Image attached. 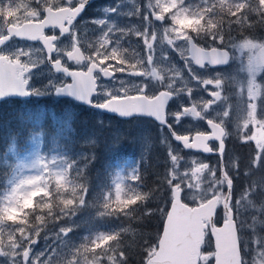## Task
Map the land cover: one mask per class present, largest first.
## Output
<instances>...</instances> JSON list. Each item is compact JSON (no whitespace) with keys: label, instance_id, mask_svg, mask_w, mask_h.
I'll use <instances>...</instances> for the list:
<instances>
[{"label":"rangeland","instance_id":"rangeland-1","mask_svg":"<svg viewBox=\"0 0 264 264\" xmlns=\"http://www.w3.org/2000/svg\"><path fill=\"white\" fill-rule=\"evenodd\" d=\"M39 1L42 11L57 2L0 0V14L4 16L1 29L4 30L12 17L20 16L21 7L31 10ZM248 1L175 0L173 5L170 0H111L97 6L93 11L96 15L89 20L94 25L90 38L84 41L91 60L96 63L92 65H97L102 54L98 50L99 39L106 38L111 45L106 46L102 61L116 68L120 74L118 83L122 77L126 81L120 87L107 85L105 94L129 85L138 91L145 87L157 91L165 85H192L190 74L186 73L188 47L182 42L189 34L211 38L213 46L234 41L236 47L260 48L263 45L259 40L264 36L253 34L256 27L250 15L264 29V0H253V3L256 1L253 9ZM20 2L25 5L21 6ZM162 4L169 5L164 12L165 25L153 19V14H160ZM71 49L72 44L65 43L59 56L67 60ZM12 52L16 57L30 58L36 68L33 89L38 106L48 110L57 105L60 113L67 114H74L72 110L85 111L94 129L85 134L86 147L77 149L72 159L58 153L42 154L38 133L33 128L25 138H16L5 149L2 165L12 174L0 185V264H132L137 261L127 260L121 251L127 244L136 243L144 233L140 229L143 219L151 220L162 211L166 214L173 186L186 183L188 198L185 200L193 206L211 199L200 198L204 195L202 192H210L212 187L207 185L209 180L205 177L196 176L199 179L196 181L193 173L196 158L176 151L166 156L147 154L149 151L139 144L150 128L146 123L136 121L127 127L71 100L55 98V91L66 86L67 80L47 65L45 53L38 47L24 45L13 47ZM248 66L242 62L236 64L233 70L241 68L236 78H243ZM257 74L263 79L253 88L260 96L264 90V73ZM236 86L242 93L252 88L247 81ZM232 111L230 119L237 128L247 122L264 124V107L259 111L246 96L241 97ZM260 136H255L256 145L244 147V160L234 157L229 160L230 167L244 179L238 187L234 208L240 230L244 231L250 264H264V138ZM126 141L134 149L130 154L124 152ZM25 151L28 152L22 154ZM97 155L100 161L92 175L89 171ZM133 156L140 158L149 171L160 166L163 169L154 171L150 184L141 186V178L138 185L130 187L126 198L125 166H132L133 177L136 172L139 175ZM217 184L215 188L222 190ZM151 198H156L157 207L150 211ZM28 249L29 261L25 262ZM147 259L137 264H146Z\"/></svg>","mask_w":264,"mask_h":264},{"label":"flooded vegetation","instance_id":"flooded-vegetation-1","mask_svg":"<svg viewBox=\"0 0 264 264\" xmlns=\"http://www.w3.org/2000/svg\"><path fill=\"white\" fill-rule=\"evenodd\" d=\"M110 1L111 0H100L97 3L90 5V7L84 11L82 16L79 17L71 26L70 22L73 20V17L66 14L67 17L65 19L64 29L69 28V30L65 36L62 35L61 30L58 28L46 32V37L54 39L56 47V51L53 54L51 61L40 43L22 41L16 37L12 38L8 45L0 49V59L4 58L8 62L13 63L18 68L17 77L19 78L21 75L24 77V82L27 83V90L30 91L32 95L31 99H34L35 96L33 87L35 85L34 73L36 72V68L31 64L30 58L27 60L25 57H16L12 52V48L17 45L38 47L45 53L46 63L50 68H52V63L60 61L62 65L71 73H88L90 66L92 64H96L93 63V60H91L89 51L84 42L86 39L88 41L90 38V29L94 26L89 20L96 15V12L95 14L93 13L94 8L105 5ZM86 2L87 0H57L54 5H52V3H48L50 6L46 7L45 11H42V6L39 5L40 1L36 5L37 8L34 7L31 10L21 7L20 16L12 17L10 22L6 24L4 30L1 29L4 22V16L3 14H0V40L9 36L8 30L11 27L20 28L27 24L42 23L45 20L47 10H51L56 13L64 10L73 12L77 8L85 5ZM20 5L24 6L25 3L20 2ZM165 23L166 21L161 25H165ZM259 41L262 42L263 46L257 49L249 50L246 45L236 47L234 41H230L227 45L218 44L213 46L211 38L203 37L200 34H189L184 36L182 42L184 47H188V54L186 57H188L187 60L189 66L186 69V73L190 74L193 81L192 85L182 84L179 85V87H169L165 85L157 91H152V88L150 87H145L142 88L141 91H138L134 90L129 85L126 86V89H115L114 93L109 94H105L107 85L114 84V87H120V84H125L126 81L122 80V77L120 83H118L120 74L116 71V68L114 66L111 67L110 65L105 64V61H102L106 46H110L111 43L106 42V38L99 39L98 42V50L100 53L102 52V54L99 57L100 60L97 65H99L103 71H109L112 74V78L110 80H105L100 73L95 74L98 90L96 97L93 99L94 104L104 106L113 100H131L141 97L154 100L163 94L169 99V103L166 109V122L164 125H159L154 120L148 118H133L123 121L117 117L101 112H98L97 115L102 118L114 120L118 124L123 123L127 125V127L136 121L146 123L150 128L140 138L139 144L142 145L143 149L149 151L147 154L156 153L166 156L169 153L176 151L182 155L196 158L197 167L193 170L195 177H205L209 180L207 185L212 187L210 192H202L204 195L200 198H220L217 216L215 219V226L218 228L226 222V217L224 216L222 209V201L227 197L228 193L225 179H229L233 183V201L231 208L234 214V203L236 200L235 198H238V187L244 182V179L241 180L240 178L241 174L239 172L236 174L235 168L230 167L229 160L233 157L238 158L239 160H244V147H247L248 145H256L255 136H259V134H261L260 138H264V124H259L256 121L247 122L246 125L237 128L233 124V120L230 119L231 114H233L232 108L237 105L243 96H246L253 105H256V108H258L259 111L264 107V90L260 96H257L255 93L256 89L253 88L258 80L263 79V77L259 78L258 74L256 76V73L260 71L263 74L264 66L253 67L251 64V62L258 56L259 51L264 48V38ZM67 42L72 44V49L67 53V60H65L59 56V52L61 47ZM191 46H196L205 51L223 52L229 58V62L224 66L218 65L213 67L209 64L202 67L197 66L190 58L189 49ZM76 51L81 53L84 57V61H80V59L73 57V54L76 53ZM244 54L248 55V57L245 58ZM241 62L249 64V66L245 68L243 78H236L235 74L238 75L241 68H236L235 70L232 68ZM257 64L261 63L257 61ZM65 79L67 80V84L65 85L72 83L71 79ZM242 81H247L249 84H252V88L242 93V89L236 86ZM209 93H211V95ZM13 102L23 104L28 101L14 100ZM229 109L231 110L230 114H228ZM197 113L199 115H196ZM250 126H254V128H251ZM213 129H216L218 130V133L223 134L222 141L225 145L223 157L220 155L221 143L215 140L210 141L205 147L206 149L203 148V150L200 149L198 151L192 149L195 145V139L197 137L216 138L213 133ZM254 131L256 135L254 134ZM128 133L129 132H126L125 135L129 136ZM121 135L122 134L119 133V136ZM250 136L254 138L251 140ZM176 138L180 139L177 140ZM131 144L132 143H128L127 141L125 142V154H130V150L134 151V149L130 148ZM207 152L209 153L206 154ZM132 158H134L133 161L135 166L139 167L142 164L140 158L134 156ZM196 181H199L198 177H196ZM216 182L219 183L217 184V187L221 186L222 190L215 188ZM184 185H186V183H184ZM184 185L178 184L175 186L182 189L183 198H188ZM146 192H148L147 188ZM150 193L152 192L150 191ZM203 204H199V206ZM235 221L237 223L239 233L241 264H250L248 252L245 247L244 231L241 232L240 230L236 214ZM199 264H216V249L211 236L210 228L206 231L205 243L201 250Z\"/></svg>","mask_w":264,"mask_h":264},{"label":"water","instance_id":"water-1","mask_svg":"<svg viewBox=\"0 0 264 264\" xmlns=\"http://www.w3.org/2000/svg\"><path fill=\"white\" fill-rule=\"evenodd\" d=\"M99 1L87 0L85 5L73 12L64 10L56 13L47 10L45 20L40 24H27L20 28L11 27L8 30L9 36L0 40V49L8 45L12 38L16 37L22 41L40 43L51 61L56 47L54 39L46 37V32L58 28L61 30L62 35L65 36L69 30V28L64 29L67 15L73 17L70 22L71 26L90 5ZM153 18L160 24L165 22L164 18L162 20L157 19V14H153ZM189 53L195 65L201 67L206 64L213 67L224 66L229 62V58L225 53L219 51H205L196 46H191ZM73 57L84 61V57L78 51L73 54ZM257 61L261 64H257ZM251 64L253 67L264 66V48L259 51L258 56ZM51 67L55 74L63 75L65 78L72 80L71 84L55 91L54 96L56 98L71 100L80 106L112 115L120 120L148 118L159 125L165 124L169 99L164 94L154 100L141 97L131 100H113L104 106L94 105L93 99L96 97L98 90L95 74L100 73L105 80H110L112 74L109 71H103L98 65H91L88 73H71L60 61L52 63ZM17 71L18 68L13 63L8 62L4 58L0 59V104L10 100L29 101L31 99L32 96L27 90V83L24 82L22 75L19 78L17 77ZM77 94L83 98L77 99ZM217 131L213 129L216 138L197 137L192 149L196 151L203 148L206 149L207 144L215 140L221 143L220 155L223 157L225 150V145L222 141L223 134ZM225 181L228 193L227 197L222 201V209L226 222L219 228L215 226V219L220 198H212L202 206L191 207L184 203L182 189L179 187L173 188L172 204L165 219L158 242V249L148 260L147 264H199L201 249L205 243V232L208 228L211 230V236L215 244L216 264H241L238 227L235 221V214L231 209L233 183L229 179H225ZM29 255L30 250L28 249L24 254L25 262L29 261Z\"/></svg>","mask_w":264,"mask_h":264},{"label":"trees","instance_id":"trees-1","mask_svg":"<svg viewBox=\"0 0 264 264\" xmlns=\"http://www.w3.org/2000/svg\"><path fill=\"white\" fill-rule=\"evenodd\" d=\"M247 4L253 9V4H256V1L253 3V0H250ZM250 16V21L254 22L253 24L256 27V32H252L258 37H263L264 29H261L260 23L256 20V17L253 18L252 14ZM18 103L19 102H9L0 106V185L5 183V180L12 174V171H10L8 167L2 165L4 161L1 157L4 155L5 149L8 148L11 145V141L16 138H25L30 133L31 128L41 136L42 154L58 153L66 155L69 158L76 155L77 149L86 147L85 134L94 129L87 121L88 118L85 115H89L85 111L72 110L74 114H67L65 112L60 113V107L57 105L48 107V110H43L42 106L40 107L35 103V100L24 102L23 104L19 103V105ZM53 137L55 142H53ZM27 152L28 151L22 152V154ZM99 161L100 158L97 155L94 167L89 171L90 174L93 175ZM162 169L163 167H160L154 169V171ZM154 174L153 172L149 173L150 181L153 180ZM150 189L153 190L152 186ZM151 199L152 206L150 211L157 207L156 198ZM164 217L165 211H162L160 216H158L157 213L149 218L151 220L143 219V228L140 229L143 230L144 233L138 237L136 243L132 245L127 244L126 248L121 251V254L124 255L127 260H136L140 263H143L144 260L150 257L158 244ZM137 262H133L132 264H137Z\"/></svg>","mask_w":264,"mask_h":264},{"label":"snow or ice","instance_id":"snow-or-ice-1","mask_svg":"<svg viewBox=\"0 0 264 264\" xmlns=\"http://www.w3.org/2000/svg\"><path fill=\"white\" fill-rule=\"evenodd\" d=\"M170 3L171 4H173L174 5V3H175V0H170ZM169 5H165V4H162L161 5V12H160V14L159 15H157V19H163L164 18V12L166 11V9H167V7H168ZM177 23H182V21L181 20H177ZM146 90V89H145ZM210 95H211V93H209ZM189 95H190V93H189ZM76 98L77 99H82L83 97L81 96V95H79V94H77L76 95ZM230 109H229V112H228V114H230ZM177 115H179V114H177ZM196 115H199L198 113L196 114ZM166 122V121H165ZM201 150H203V149H201Z\"/></svg>","mask_w":264,"mask_h":264}]
</instances>
